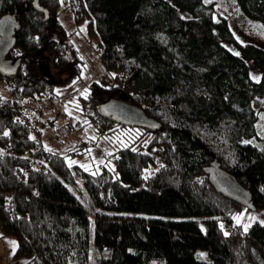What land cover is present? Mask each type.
I'll return each mask as SVG.
<instances>
[{
  "label": "trees",
  "instance_id": "16d2710c",
  "mask_svg": "<svg viewBox=\"0 0 264 264\" xmlns=\"http://www.w3.org/2000/svg\"><path fill=\"white\" fill-rule=\"evenodd\" d=\"M236 2L244 16L264 25V0ZM65 3L77 24L89 20L100 62L114 75L111 88L91 84L82 115L120 145L114 167L92 174L69 167L33 138L45 123L26 114L22 102H53L59 84L38 74L39 55H50L57 69L71 67L67 38H51L63 33L62 0H40L48 19L32 3L26 11L24 0H0V20L19 14L17 44L7 58L22 59L16 75L0 74V85L14 96L0 91V232L16 239L14 259L264 264V224L243 226L254 214L264 216V138L255 128L264 79L254 82L248 64L264 68V49L240 43L226 18L216 20V4L205 0ZM118 94L160 128H130L104 117L101 104ZM214 161L252 193L255 211L215 191L204 172Z\"/></svg>",
  "mask_w": 264,
  "mask_h": 264
},
{
  "label": "rangeland",
  "instance_id": "374dc122",
  "mask_svg": "<svg viewBox=\"0 0 264 264\" xmlns=\"http://www.w3.org/2000/svg\"><path fill=\"white\" fill-rule=\"evenodd\" d=\"M205 1L216 4V20L220 16L226 18L240 43L254 44L264 49V25L244 16L236 0ZM62 6L58 19L63 33L55 32L51 38L58 41L67 38V43L71 46L69 55L71 67L63 70L55 68L52 57L46 52H42L39 55L42 65L38 64V74L59 83L56 86L57 97L53 102L25 100L22 105L26 114L37 116L45 123L39 126L40 135L34 131L32 133L33 138H40L44 149L60 153L65 157L69 167L78 166L89 173L98 174L102 172L103 167L108 169L114 167L112 155L120 145L119 137L105 135L100 129L89 123V120L82 115V98L88 96L92 83H98L105 88L113 87L114 75L107 71L100 62L99 44L89 35V20L77 24L74 13L65 0H62ZM226 46L231 52L239 53L241 56L233 45L227 44ZM75 64L78 67L74 66ZM248 64L251 79L254 82L263 80L264 68H258L253 61H248ZM0 91L6 98H14L11 89L6 85H0ZM110 99L129 104L124 94H118L111 98L106 97L103 103ZM262 117H264V110H259L255 128L256 134L260 138H264V118ZM253 139L245 142L251 143ZM147 171L150 172V169ZM87 199L89 200V197L86 194V203ZM87 206L90 208L88 203ZM255 222L264 224V216L254 214L252 218H247L243 225L244 230ZM9 241H15L17 245L15 238H1L0 232V264H28V260L25 258L14 259L17 246L13 249ZM93 241L92 238V243Z\"/></svg>",
  "mask_w": 264,
  "mask_h": 264
},
{
  "label": "water",
  "instance_id": "95a60500",
  "mask_svg": "<svg viewBox=\"0 0 264 264\" xmlns=\"http://www.w3.org/2000/svg\"><path fill=\"white\" fill-rule=\"evenodd\" d=\"M24 3L26 11L32 3L34 10L44 13L46 18H49V13L41 7L40 0H24ZM18 15V12L8 13L0 20V74L4 77L16 75L22 66L21 58H7L17 44L15 35L19 28ZM100 112L104 117L111 118L125 127L152 130L160 128V125L149 118L142 109L122 101L110 99L101 105ZM204 172L218 194L249 211L256 210L252 193L225 171L218 161L212 162Z\"/></svg>",
  "mask_w": 264,
  "mask_h": 264
},
{
  "label": "snow or ice",
  "instance_id": "6c2138e0",
  "mask_svg": "<svg viewBox=\"0 0 264 264\" xmlns=\"http://www.w3.org/2000/svg\"><path fill=\"white\" fill-rule=\"evenodd\" d=\"M236 55H239V53H236ZM262 118H264V117H262ZM236 219H237V222L239 223L240 217H236ZM221 227H223V226H221ZM225 235H228V233H225ZM9 243L13 246V249H15V247L17 246L15 241H9Z\"/></svg>",
  "mask_w": 264,
  "mask_h": 264
}]
</instances>
